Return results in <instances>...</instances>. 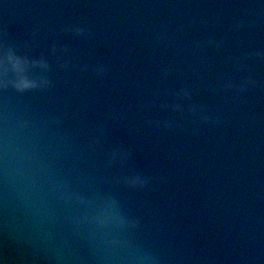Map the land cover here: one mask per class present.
Here are the masks:
<instances>
[{
	"label": "water",
	"instance_id": "water-1",
	"mask_svg": "<svg viewBox=\"0 0 264 264\" xmlns=\"http://www.w3.org/2000/svg\"><path fill=\"white\" fill-rule=\"evenodd\" d=\"M0 55V187L79 264H264V0H0Z\"/></svg>",
	"mask_w": 264,
	"mask_h": 264
},
{
	"label": "clouds",
	"instance_id": "clouds-1",
	"mask_svg": "<svg viewBox=\"0 0 264 264\" xmlns=\"http://www.w3.org/2000/svg\"><path fill=\"white\" fill-rule=\"evenodd\" d=\"M8 59L17 68L23 60L12 52ZM29 86L17 85L18 90ZM72 232L36 181L17 171L9 174L0 187V264H79Z\"/></svg>",
	"mask_w": 264,
	"mask_h": 264
}]
</instances>
